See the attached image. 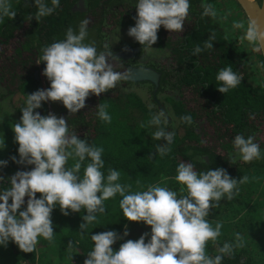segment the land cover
Listing matches in <instances>:
<instances>
[{"label":"clouds","instance_id":"clouds-1","mask_svg":"<svg viewBox=\"0 0 264 264\" xmlns=\"http://www.w3.org/2000/svg\"><path fill=\"white\" fill-rule=\"evenodd\" d=\"M50 2L52 6L48 5V0H33L38 9L37 21L52 15L60 6V0ZM190 7V0H136L135 26L130 27L127 34L147 52L157 42L161 26L172 33L184 31ZM202 15L215 19L218 13L212 4H205ZM5 16L12 19L16 12L11 10L9 0H0V21ZM89 23L88 19L82 20L78 31L69 27L65 38L43 47L36 61L46 64L42 74L50 81V88L26 95L21 120L12 126L19 145V160L15 156L11 159L34 167L7 178V187L5 177L0 176V246L6 247L12 241L23 252L33 253L40 238L52 242L55 232L51 214L57 206L65 216L69 215V210L73 213L85 210L84 223L80 225L83 235L89 224L97 222V214L106 212L105 201L119 195L123 217L151 226V232L142 234L138 240H127L118 251L112 245L129 235L127 225L123 237L116 231L93 234L94 247L84 264H222L225 256H231L235 247L243 245L225 242L218 249L219 254L208 255V242L216 243L223 225L217 222L213 227L207 218L222 199H234L239 194L238 184L246 183L248 177L237 180L223 168L198 172L193 163L180 162L175 176L181 185L180 194L160 185H149L146 190L134 192L131 185L119 182L120 171L110 168L105 176L103 147L80 139L75 132L70 133L65 118L34 112L42 107V102L60 101L74 115L85 107L90 95L100 96L115 89L121 81L131 79L129 72L114 70L110 61L119 58L113 55L109 45L105 44L104 51L98 52L94 43L85 42ZM232 27L242 30L241 40L247 41L254 51H264V24L250 18L247 24L243 20L233 21ZM214 39L213 34L204 48L213 49ZM203 50L197 46L193 55ZM260 67L264 68V63ZM215 79L220 82L217 90L226 94L239 86L243 77L229 65L220 69ZM97 109L98 118L110 124L112 117L107 105L99 104ZM180 119L193 124L190 114ZM167 122L163 111L152 115L148 122L157 128L153 137L166 142L157 146L156 153L160 156L170 151L168 146L175 137L174 132L165 130ZM254 140L252 136L245 138L240 134L234 137L232 163L237 158L244 163L264 158L260 145ZM4 148L2 137L0 151ZM69 159L75 161L71 167ZM86 160L89 162L85 165ZM6 166L7 161L0 160V168ZM37 193L41 194L39 198ZM25 197L28 198L26 208L20 210L25 205ZM236 239L242 241L239 233Z\"/></svg>","mask_w":264,"mask_h":264},{"label":"trees","instance_id":"trees-1","mask_svg":"<svg viewBox=\"0 0 264 264\" xmlns=\"http://www.w3.org/2000/svg\"><path fill=\"white\" fill-rule=\"evenodd\" d=\"M65 3L67 1L63 0ZM201 3L202 0H190L189 15L193 18V25L181 40L160 41L173 60L170 70H163L161 83V91L174 117V121L172 119L165 125L166 131L175 133L166 155L156 153L157 146L166 142L153 137L157 128L148 123L152 115L159 111L148 107L133 93L118 90L112 95L100 97L98 105H107L112 117L110 124L98 118L97 108L90 113L81 110L64 118L70 133L75 132L80 139L103 147L105 166L102 171L105 176L110 168L120 171L119 182L131 185L134 192L146 190L149 185H167L180 194L181 185L175 180L180 162L193 163L198 172L223 168L237 180L248 177L246 183L238 184L239 194L234 199H222L211 210L207 218L209 222L213 227L217 222L223 227L216 243L208 242L206 252L214 257L225 242L234 245L242 243V247L234 248L231 256L224 257L222 264H264V158L251 163L236 159L232 163V141L238 134L245 138L254 137L264 155V85L254 82L256 76L241 41L235 38L237 43L233 42L218 16L215 19L203 16L204 5L199 7ZM213 3L215 0L205 2ZM9 4L16 16L12 19L5 16L0 21V87L7 93L2 99H10L12 106L22 113L26 95L40 90L35 73L41 49L65 38L71 16L66 7L60 9L59 6L52 15L37 21L38 9L33 0H9ZM195 4L200 10L193 9ZM48 5L52 6L50 0ZM213 34V49L204 48ZM197 46L204 50L193 55ZM259 59L260 64L264 63L261 53ZM229 65L243 79L235 89L222 94L217 90L220 82L215 78L220 69ZM3 114L0 135L14 139V123ZM186 114L192 116V125L181 121L180 118ZM18 147V143L13 142L1 159L7 161V166L0 168V176L5 177V187L9 186L7 178L17 171H30L34 167L11 159L15 156L19 160ZM197 155L206 156L209 162H197ZM88 162L86 160L84 164ZM74 163L69 159L68 166ZM40 195L37 193V198ZM27 199L25 197V205L20 210L26 208ZM121 199L117 195L105 201L106 212L98 213L97 222L89 224L83 235L80 225L84 223L85 210L76 213L69 210V215L65 216L57 206L51 214L55 232L53 241L40 238L33 253H25L9 241L6 247L0 246V264H75L84 261L94 247L91 235L116 231L123 237L125 225L127 229L131 225L132 221L123 217L119 206ZM141 223L133 222L130 230L135 229L133 225ZM237 233L242 237L241 242L236 239ZM142 234L117 240L112 247L118 251L121 244L127 240H138ZM148 239L150 235L146 237V243Z\"/></svg>","mask_w":264,"mask_h":264},{"label":"flooded vegetation","instance_id":"flooded-vegetation-1","mask_svg":"<svg viewBox=\"0 0 264 264\" xmlns=\"http://www.w3.org/2000/svg\"><path fill=\"white\" fill-rule=\"evenodd\" d=\"M67 3L60 4V9H68V13L71 16V22L66 27V30L69 27H72L74 30L78 31L79 25L82 20L88 19L90 21L88 25V36L86 38L90 39L86 41V43H94L97 47L98 52L104 51V45H109L113 55L118 57L119 59H114L110 61L114 67L115 71L119 72H129L131 74V79L127 81H121L117 87L113 90H109L105 93L100 94V96L90 95L85 102V107L81 109L84 112L90 113L92 110H95L98 106V102L100 97L104 95H112L113 93H117V91H121L122 93H133L137 97H139L148 107L146 101L141 96V91L139 88L141 87H151V93L154 104L158 106L160 103L158 100L159 97H164V94L161 91V83L163 79V70H170L171 66L166 69H162L158 65L154 64V66H150L149 63V55L150 50L145 52L143 50V46L135 41L134 38L130 37L128 33V28H130L133 24H135V19L137 15V10L135 8L136 0H66ZM193 2V1H192ZM206 0H202V3L199 5H205ZM196 4L193 5V9L199 8ZM200 10V8H199ZM193 25V18L192 16H188V19L185 20L184 23V31L182 33H172L166 30L163 26L160 27L158 30V40L154 44L161 54H169V57L172 61L173 60L170 56V53L167 49L162 48V44L160 41H170V42H177L181 40L186 32L192 27ZM119 38V39H118ZM154 56V54H153ZM45 63L41 62L38 64V71L35 73V77L39 82L40 79V72L39 68L43 70L45 68ZM157 67V68H156ZM156 70L157 73L161 75L160 83L158 81H146L140 78L135 77L134 72L135 70ZM38 74V75H37ZM38 76V78H37ZM48 88H50V81L48 80V84H46ZM127 88H131L129 91H125ZM136 88V90H134ZM138 92V93H137ZM164 107L166 108V112L172 116L174 121V117L172 115V111L170 106L166 103V98L164 97L162 101H160ZM60 107V117H65L66 115H73L70 114L69 111L63 106L62 102H52ZM50 101V106L53 105ZM156 111L157 108H155ZM168 109V110H167ZM80 110V111H81ZM37 111H41L40 109ZM41 113V112H39ZM44 111L42 112V114ZM159 113V112H157ZM194 155V154H193ZM195 160L199 163L209 162V158L202 155L195 156ZM236 161H242L237 158Z\"/></svg>","mask_w":264,"mask_h":264},{"label":"rangeland","instance_id":"rangeland-1","mask_svg":"<svg viewBox=\"0 0 264 264\" xmlns=\"http://www.w3.org/2000/svg\"><path fill=\"white\" fill-rule=\"evenodd\" d=\"M257 3L262 4L264 2V0H255ZM213 6L215 7L217 13H218V17H219V21L221 23V25L223 26L224 30L228 32L229 37L231 39H239L241 41V46L246 50L248 57L247 60L248 62L252 65L253 71H254V75L256 76L254 79V82L256 84H263L264 85V69L260 67V59H259V53H261V51L257 52L253 50V47L248 44L247 41H243L241 40V36L243 35L242 30H238V29H234L232 27V23L233 21H237V20H243L245 22V24H247V21L249 20L246 13L244 12V10L242 9L241 5L238 3L237 0H215V3H213ZM132 26H135V24H133ZM131 26V27H132ZM129 29V28H128ZM90 39H87L86 41H89ZM235 44L237 43V40L233 41ZM238 45V44H237ZM153 49L150 50V53L152 51V54L149 55V63L150 66H154V64L158 65L159 67H161L162 65V69H166L169 68L170 66L172 67V61L169 57L168 53H164L161 54L162 52H159L157 47L155 45H152ZM154 54V56H153ZM157 68V67H156ZM39 72H40V90L41 89H48L47 86H45L46 84H48V79L42 74L43 70H41L39 68ZM131 88H127L125 91H129ZM141 93V96L143 97V99L146 101H149L147 104L150 105L151 108H157L158 106H156V104H154L153 102V98H152V93H151V87L145 86V87H141L139 88ZM136 90V88L134 89ZM138 93V92H137ZM7 94L6 90L0 87V118H1V114L4 112V117H8L10 118V120L16 124L19 123L21 120V116L22 113H20L18 111V109H15L12 104L10 103V99H5L3 100V95ZM164 97H159L158 96V100L162 101ZM159 101V103L164 107V105ZM54 101H51V103ZM57 102V101H55ZM53 104V103H52ZM26 105H24L25 107ZM41 110V111H37V110ZM39 109H35L34 112H41L40 114L42 116H47L49 113L55 114L58 118H60V107L57 106L56 104H53L50 106V101L47 102H42V107ZM44 111V113L42 114V112ZM159 111V109H158ZM2 120V119H1ZM0 120V121H1ZM4 137L5 140V148L0 151V160L3 158V155L5 154V152L9 149V147L12 145L13 142H15V139H13L11 136L5 135V134H1L0 138ZM167 187V185H166ZM131 225H129V228L127 229L129 235L126 237H123L124 239H131L132 236H134L135 234H141V233H145V232H149L151 226H147L144 223H141L139 225H133L135 227L134 230H130L133 221L130 223Z\"/></svg>","mask_w":264,"mask_h":264},{"label":"water","instance_id":"water-1","mask_svg":"<svg viewBox=\"0 0 264 264\" xmlns=\"http://www.w3.org/2000/svg\"><path fill=\"white\" fill-rule=\"evenodd\" d=\"M241 5L242 9L246 13L248 19L253 18L257 20L258 23L264 24V2L262 4L257 3L255 0L249 2V0H237ZM261 54L264 59V51H261ZM46 65V64H45ZM44 65V66H45ZM135 77L140 78L146 81H158L160 83L161 75L156 72V70H135L133 71ZM38 75V74H37ZM38 78V76H37ZM159 112L163 111L168 118V122H172L171 116L166 112V108L161 104L158 105Z\"/></svg>","mask_w":264,"mask_h":264},{"label":"built area","instance_id":"built-area-1","mask_svg":"<svg viewBox=\"0 0 264 264\" xmlns=\"http://www.w3.org/2000/svg\"><path fill=\"white\" fill-rule=\"evenodd\" d=\"M87 259V258H86ZM85 261V260H84ZM84 261L80 262V263H75V264H84Z\"/></svg>","mask_w":264,"mask_h":264}]
</instances>
